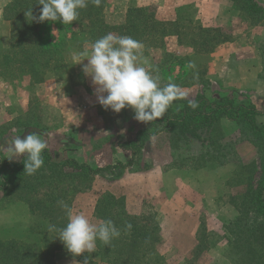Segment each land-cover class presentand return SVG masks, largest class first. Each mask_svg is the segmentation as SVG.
Returning a JSON list of instances; mask_svg holds the SVG:
<instances>
[{"label":"rangeland","instance_id":"obj_1","mask_svg":"<svg viewBox=\"0 0 264 264\" xmlns=\"http://www.w3.org/2000/svg\"><path fill=\"white\" fill-rule=\"evenodd\" d=\"M154 1L157 3L148 7L154 8L155 11L169 10L165 9V6L171 9L173 5L171 2L170 5L168 4L169 0ZM256 1L264 6V0ZM205 2L199 3L200 6L204 5V8H199L200 6L195 8V4L191 2L175 8V18L178 15L182 22L185 21L188 26L191 24L190 29H187L186 35H182L180 39L176 36L167 37L163 48H143L142 55L148 62L144 66L154 76H159L161 87L169 82L180 86L187 100H194L198 95L204 96L208 101L228 96L236 103L254 105L259 108L258 111L264 113V106L259 107L262 102L264 103L263 93L256 94L251 90L231 88L226 86L229 78H218L217 66L212 54L221 44L213 52L205 54L197 51L189 43L191 28L202 23L209 24L211 16L215 15L211 10V3L213 4L214 0H205ZM232 5L233 8L227 13L230 22L217 27L220 29V37H227L230 41L241 39L245 49L248 46L251 50L255 49L257 57L261 60V71L258 76L259 79L264 80V22L253 23L254 21L246 18L234 4ZM130 6H136L134 0H109L104 9L105 22L109 26L122 24L123 15L125 16ZM158 12L162 17L161 11ZM2 16L3 14L0 17L1 46L5 44L10 29ZM52 33L53 36L57 35L56 30ZM90 44V42L84 43L77 51L84 50ZM88 50L90 51V48ZM50 76L59 80L55 75ZM60 81L67 94L81 93L82 96L88 94L84 78L82 81L73 82L75 84H71L67 79ZM6 84L14 90L21 86L19 82L7 83L0 78V93L6 94ZM28 84L36 85L29 82ZM89 103L90 99H87V107ZM31 104V107H37L36 103L31 102ZM89 105L91 107V104ZM123 110L127 111L126 116H129L124 122L126 140L123 143L133 140L137 131L141 129L155 133L148 138L145 146L138 150L131 165H127L131 160L130 156L129 161L122 164L125 166L123 169H109L90 178L77 176L48 179L46 173L43 177L41 172H36L25 180L28 185H37L38 193L30 192V197L47 199L48 194L44 193L50 189L48 186L52 182L66 190V199L71 200V207L75 212L84 213L93 223L98 219H111L121 229L120 237L114 239L110 245L106 246L98 241L95 253H83L79 257H73L64 248L58 250L69 254L61 259V264H83L85 258L94 264L129 262L123 255L114 258V254L107 252L113 251L112 249L120 250L124 248L123 245H131L133 238L129 235L134 232L139 233L136 249L145 251V256L141 258L142 263L252 264L239 259L237 243L236 246L230 243L233 242V236L227 233L225 226L234 221L238 215L230 202H234L238 194L243 193L251 184L256 188L260 169L258 164L264 156L261 147L257 148L250 142L242 141L245 136L242 135L239 127L227 120H221L209 134L201 131V141L192 139L186 143L175 142L169 134L157 132L163 127L159 122L162 119L150 123L138 122L133 118L132 109ZM85 115L92 123L91 126L96 124V127L103 128L100 132L110 129L115 116H118L111 109L104 108L95 111L87 109ZM8 116L5 108L0 106V119H7ZM97 119H101L102 122L97 123ZM44 125L40 123V129L46 128ZM115 125L113 127L117 129V123ZM34 127H37V124ZM27 130L24 129V132ZM8 131L9 125L4 123L0 125L1 146H5L3 137ZM213 141L216 144L212 143ZM50 154L55 161L63 162L66 158H71L64 151L63 153L52 151ZM7 158V155L0 152V166L2 160ZM18 159L20 158L15 157L12 161ZM115 163L113 165H116ZM106 166L108 165L101 168ZM249 177H251L250 181ZM23 180L20 181L21 184ZM44 181L48 184L47 188ZM40 183L44 185H39ZM4 184L5 181L0 174V187ZM13 195L15 194H12L13 202H9L10 199L3 198L0 192V209L8 208L6 217L13 219L9 225L30 223L38 226L37 229L41 227L40 233L47 231L44 226L45 221L40 217L28 215L20 204L16 206L17 203L26 206V203L16 200V196ZM58 195L59 192L56 191L55 196ZM127 223H131V230L124 229ZM57 244H61L60 240Z\"/></svg>","mask_w":264,"mask_h":264},{"label":"trees","instance_id":"obj_2","mask_svg":"<svg viewBox=\"0 0 264 264\" xmlns=\"http://www.w3.org/2000/svg\"><path fill=\"white\" fill-rule=\"evenodd\" d=\"M106 1L101 0L100 6L97 7L90 0L88 7L80 10L76 21L63 25L59 21L55 23L31 21L30 17L25 16V11L31 7L33 15L39 16L42 7L39 0H10L4 6L2 13L3 20L10 26L6 45L0 44L2 81L7 83L28 81L30 84H39L48 76L55 75L59 80L67 79L72 84L83 80L82 75L76 72L71 56L84 43H92L111 32L117 36H131L142 42L145 49L163 48L167 37L176 36L180 39L182 35H186L185 31L190 29L191 24L188 26L185 21L182 22L178 15L172 21L163 20L157 17L154 8L148 6H130L126 10L122 24L109 26L104 20ZM230 1L246 18L254 21L253 23L264 22V6L259 5L256 0ZM53 30L57 32L56 36H53ZM219 32V28L193 26L189 33L191 35L189 43L199 52L211 53L218 45L230 41L227 37H220ZM194 100L198 102L196 109L189 106L186 98L174 101L165 115L159 118L163 121H159L163 127L157 132L169 134L175 142L186 143L192 139L201 141V131L209 134L221 120H227L239 127L242 135L245 136L242 141L250 142L257 148L261 147L264 155L262 148L264 126L256 123V117L264 115L263 112L258 111L254 105L236 103L228 96L208 101L204 96L198 95ZM153 134L155 133H151L148 129H141L137 131L133 140L121 144L122 148L131 152V160L127 165H131L138 150L145 146L148 138ZM42 155L44 165L37 172H41L43 177L46 173L48 179L77 176L90 178L109 169L125 167L116 163L104 168H92L71 158H66L63 162L55 161L47 150ZM23 160L24 157H20L17 161L2 160L0 174L5 184L0 187V192L3 198L13 202L12 194H15L13 197L16 196V200L26 203L29 215L40 217L45 221L46 230L49 224H54L57 228L65 226L67 217L65 211L58 205V201L63 200L71 206V200L66 199V190L50 182L48 187L51 191L47 189L44 193L48 194L47 199L30 197V192L38 193V190L37 185H28L25 181L31 175L24 174ZM259 163L256 188L251 184L243 193L238 194L234 202H230L238 215L234 221L225 226L227 233L233 236V242L230 243L235 246L237 243L239 259L252 264L264 262V156ZM45 184L47 188L48 184L46 182ZM56 191L59 192L58 196H55ZM251 217L252 221H250ZM37 228L38 226L30 223L2 227L0 264H55L53 260L55 252L66 248L61 241V244H57L59 240L57 232L40 233L41 227ZM129 236L133 238L131 245H123L124 248L112 249L113 251L107 253L114 254V258L123 255L129 260L121 264H148L141 261L145 251L137 250L135 246L139 233H130ZM89 264L94 263L89 261ZM112 264L120 263L115 261Z\"/></svg>","mask_w":264,"mask_h":264},{"label":"crops","instance_id":"obj_3","mask_svg":"<svg viewBox=\"0 0 264 264\" xmlns=\"http://www.w3.org/2000/svg\"><path fill=\"white\" fill-rule=\"evenodd\" d=\"M134 1L137 7L157 3L154 0ZM0 2H2L1 17L4 6L10 0H0ZM170 2L171 5L173 4L171 9L168 6H165V9L169 10L162 11L158 9L161 11L162 17L159 16L158 10L155 11L158 18L173 20L175 18V8H179L189 2L191 4L194 3L195 8L200 6L199 3H206L205 0H169V5ZM232 4L233 2L230 0H214V3H211V10L215 15L211 16L212 20L210 19L209 24L205 25L202 23L200 26L204 28L205 26L217 28L227 25L230 22V17L228 18L227 13L233 8ZM204 7L203 5L199 8ZM124 17L123 15L122 21ZM243 44V40L235 39L223 43L218 47L212 54L214 63L217 66L216 74L218 78L225 77L230 79L226 85L228 87L251 90L256 94L261 92L264 95V80L259 79L258 76L261 71V60L257 57L255 49L251 50L249 46L245 49ZM5 45L6 42L3 46ZM83 64H87V61L85 60ZM83 64L75 65L74 62L76 72L83 76L85 86L88 89V94L84 96L81 93L67 94L68 92L63 89L61 81L52 76H48L42 83L33 86H29L28 81H25L16 90L11 89L6 84V94L0 93V106H3L9 115L7 119H0V125L3 123L7 126L9 125V131L3 137L5 149L15 137L20 135L21 139H23L31 132H37L46 139L48 145L46 150L49 153L52 151L55 153L61 151L63 153L64 151L67 156L75 159L78 163H85L92 168H101L109 164L113 165L115 162L123 164L129 161L131 153L122 148L120 144L126 140L124 122L126 119H129V116H126L127 111L122 110L118 116H115V120L112 121L113 126H116L115 124L117 123V129L112 126L110 129L102 132L100 131L103 128L96 127V124L91 126L90 124L92 123H90V120L85 115L87 109L95 111L103 107L97 102L95 88L91 83L90 77H87L82 71ZM87 99H90L89 104H91V107L89 104L87 107ZM31 102L36 103L37 107H31ZM262 106H264L263 102L259 107L261 108ZM257 110H259L258 107ZM258 117H262L263 119H259ZM100 122L102 120L97 119V123ZM256 122L260 126H264V116H257ZM40 123L45 124L46 128L41 127L40 129ZM30 124H33L30 127L37 129L27 130V128H30ZM35 124H37V127H34ZM24 129L27 131L24 132ZM3 153L8 156L7 152ZM18 204L23 206V209L28 214L27 207L21 203L15 205L17 206ZM7 209H0V229L13 221V219L6 217L8 214ZM68 255L67 252L56 251L53 258L54 263L61 264V259Z\"/></svg>","mask_w":264,"mask_h":264},{"label":"clouds","instance_id":"obj_4","mask_svg":"<svg viewBox=\"0 0 264 264\" xmlns=\"http://www.w3.org/2000/svg\"><path fill=\"white\" fill-rule=\"evenodd\" d=\"M90 0H39L42 6L38 17L33 15L32 7L25 11L31 21L43 23L61 22L72 24L79 17L80 10L88 7ZM100 6L101 0H91ZM90 48V51L88 50ZM142 42L131 36H117L111 32L86 46L84 50L72 53L75 65L83 64L82 71L90 77L95 88L97 102L105 109L119 114L121 110H133V118L138 122L150 123L163 117L174 101L184 99L185 92L175 83L160 86L159 76H154L144 65ZM191 108L196 109L198 102L188 100ZM123 134V130H122ZM48 145L43 135L31 132L23 139L20 135L11 140L7 148L0 152L8 153V160L24 157V174L33 175L44 165L43 152ZM65 211L67 223L61 228L49 224L47 231L57 232V238L73 257L83 253L96 252L97 242L110 245L121 235V229L111 219H98L95 223L82 212L77 213L65 201H58ZM131 223L124 225L131 230ZM83 264H89L85 258Z\"/></svg>","mask_w":264,"mask_h":264}]
</instances>
